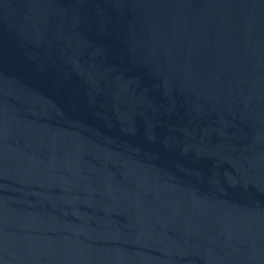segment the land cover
Wrapping results in <instances>:
<instances>
[{
  "label": "water",
  "instance_id": "water-1",
  "mask_svg": "<svg viewBox=\"0 0 264 264\" xmlns=\"http://www.w3.org/2000/svg\"><path fill=\"white\" fill-rule=\"evenodd\" d=\"M0 264H264V0H0Z\"/></svg>",
  "mask_w": 264,
  "mask_h": 264
}]
</instances>
